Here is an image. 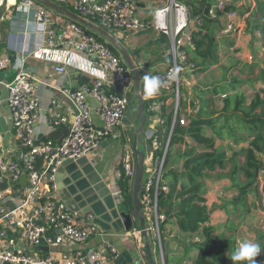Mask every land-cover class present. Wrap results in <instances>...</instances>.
Masks as SVG:
<instances>
[{
  "label": "built area",
  "instance_id": "obj_1",
  "mask_svg": "<svg viewBox=\"0 0 264 264\" xmlns=\"http://www.w3.org/2000/svg\"><path fill=\"white\" fill-rule=\"evenodd\" d=\"M16 1L12 27L21 28L20 31L27 32L29 37L27 25H37L48 47L60 55L64 52L62 48L70 46L72 50L68 54L71 60L68 62L89 71L92 78L69 92L77 109L72 121L63 113L61 104L57 100L52 101L48 109L49 127L68 125L69 131L60 139H48L43 143H38L35 136L41 106L35 76L29 70L21 69L11 80L5 81L9 90L6 102L21 152L18 159L0 155V264H137L122 259L121 251L109 242L68 249L72 244L84 246L100 233V229L93 212H82L70 206L61 193L58 179L59 169L66 160L80 159L100 148L105 138L121 124L128 111L129 93L134 87L132 70L121 55H117L85 25L72 20L67 26L62 25L56 21L52 10L38 0ZM135 2L74 0L73 8L78 15L95 18L102 27L114 33L153 28L170 39L171 61L149 75L159 76L163 81L160 89L175 95L174 123L179 111L181 81L198 68L191 54L195 49L192 29L201 26L203 20L197 17L193 21L186 3L169 0L155 10L151 21H146L139 17ZM236 5L238 0H214L208 10L214 18L218 12L226 16L224 32L228 35L236 34L245 25ZM9 65V57L0 58V72ZM56 69L65 71L64 66H57ZM177 69L176 78L169 80V73ZM218 97L224 98L226 94H219ZM89 98L98 102L96 107L91 105ZM94 113L102 120L100 126L95 122ZM187 121L184 117L180 119L183 125ZM172 133L171 129L162 153L152 155L145 164L140 194L144 215L150 219L148 222L146 219L148 231L157 237L162 264L166 262L161 227L167 215L161 211L159 200L162 193L169 190L165 173ZM135 159L128 155L123 160L117 172L119 177L124 172L134 180ZM24 173L27 180L22 185Z\"/></svg>",
  "mask_w": 264,
  "mask_h": 264
},
{
  "label": "crops",
  "instance_id": "obj_2",
  "mask_svg": "<svg viewBox=\"0 0 264 264\" xmlns=\"http://www.w3.org/2000/svg\"><path fill=\"white\" fill-rule=\"evenodd\" d=\"M168 1L169 0H136L135 3L139 17L143 20L151 21L155 10L167 4ZM180 1L186 3L190 10L189 4L194 0ZM16 2V0H0V11H2V18L0 20V58L5 56L9 57L10 65L5 70L11 72V78L0 82V110L4 116L5 113H7L5 118L7 127H2L0 131V155L12 159L19 158L21 147L16 137L15 129L11 126L12 118L9 113L8 104L6 101L1 100L5 81L11 80L21 69L29 70L35 76L36 90L41 98L40 115L35 124V136L38 143H43L48 139H60L66 134V128L63 127L64 125L56 128L49 127L48 109L52 101L57 100L62 106L63 113L72 121L77 114V109L69 97V92L89 82L90 78H92V74L89 71L82 70L75 64L68 62L71 60L68 54V51L72 50L70 46L62 48V51H64L62 55L58 54L55 50H51L47 45V40L43 32L37 30V25H27L29 37L27 32L20 31L21 28L14 29L12 27V21L14 20L12 14ZM73 2L74 0H66L65 2H60V4L67 8L68 6L73 8ZM53 13L56 21L62 25L67 26L70 23L71 19H69L68 16L55 11ZM190 16L193 21L197 20L196 16H192L191 10ZM217 17H219L220 24L224 27L226 16L218 12ZM241 20L245 21V18H241ZM215 25L218 26L219 23H215ZM244 27L245 25H243L237 33H242ZM237 33L228 35V37H234ZM117 39L121 47L126 50L133 62L140 68L142 83L145 74L149 75L155 70L164 68L167 63H169L170 39L153 28H147L139 32H120L117 35ZM118 50L123 58L121 49ZM191 54L194 59V50ZM80 55L81 57L89 58L88 55ZM57 66H64L65 71H58L56 69ZM185 82H187V84L182 92L183 103L180 113V117H183V115L188 116L186 118L188 121L185 125L191 121L193 115H190V113L193 109L195 112L200 107H204L205 110L213 108L220 110L222 105L218 106V104L215 103V97L218 93L212 92L217 84H207L206 86H200L201 88H198L197 86H192L194 84L188 80ZM209 89L210 92L208 91ZM143 96L145 99L149 126L147 125L144 133V141L146 144L144 146L139 145L138 147L140 149H145L150 144V141V145L154 147L152 155H155L166 147L165 142H167V136L171 131V129L165 126L167 117L162 116V105L165 104L168 107L172 106L166 113H173V93L160 89L152 97ZM89 102L93 107L97 106V101L94 98H89ZM192 103H194L195 107H191ZM128 111L126 113L128 121L125 122L123 118L122 123L105 138L100 148L89 152L78 162L69 163L64 166V173H62V175L58 174L61 176L59 185L61 186L60 190L64 198L70 191L77 192L79 209L82 212L91 209L90 211L97 215L96 223L100 229V233L95 235L84 246L72 244L68 246V249L76 250L79 247H88L104 241L114 244L121 251L122 259L137 264H148V257H145L142 248V245H144L142 241H145V238L143 233L137 230L135 223L130 230H126L121 227L122 223L120 221L115 223V227L111 222L112 206H115V203L118 202L126 203L119 183L120 177L117 172L121 168L123 160L128 155H131V151L128 143H124L122 136L125 135L129 127H133L136 123V119H139L140 122L139 115L134 118L135 112L129 115ZM187 112L189 113L187 114ZM94 118L96 124L100 126L102 124L101 118L96 113H94ZM220 122L221 121L215 125L217 129L220 128V126H217ZM205 132L209 136L215 135L211 126H207ZM185 139L186 142H176L172 144L175 146L173 148L174 150H171L170 155L176 154V156H179V153L186 150L187 146L197 144L188 136H186ZM217 145L223 146L224 144L220 145L217 142ZM151 156L146 159V164L151 159ZM176 167L177 162L168 164V168L166 166V171L177 169ZM181 171L182 169H179V172ZM209 177L210 176H207L204 179L205 197L210 209V221L206 224L215 226L218 231V226L224 224L231 213L230 209L232 205L225 204L222 200L226 196L223 190L229 189L228 187L232 186V182L230 178L223 176V178L220 180L218 179L217 182L210 183ZM165 179L166 182L170 181L169 177H165ZM161 228L163 236L169 245L166 264H194L198 249L194 248L192 244L197 240L199 242L203 240L201 233L189 234L182 232L174 216H167ZM154 254L157 259L156 251H154Z\"/></svg>",
  "mask_w": 264,
  "mask_h": 264
},
{
  "label": "trees",
  "instance_id": "obj_3",
  "mask_svg": "<svg viewBox=\"0 0 264 264\" xmlns=\"http://www.w3.org/2000/svg\"><path fill=\"white\" fill-rule=\"evenodd\" d=\"M213 3L214 0H194L189 4L192 16L203 20L201 26L192 29L195 42L194 60L197 63V69L205 70L210 64L217 62L215 55L217 27L215 23L220 24V19L208 14V10ZM68 8L75 11L70 6ZM251 16H258L259 20L255 21L253 26L248 27L249 31L255 33L258 29L264 36V0L257 2L256 8L251 12ZM89 19L101 25L95 18ZM71 20L85 25L77 20ZM85 26L88 27L87 25ZM193 26L196 25L194 24ZM88 30L93 32L100 40L106 42L117 55H121L115 45L89 27ZM108 31L114 34L112 30ZM169 61H171L170 53ZM183 90L184 87L181 90L176 121L173 123L172 112L166 113L172 106L162 105V116L167 117L165 126L173 131L170 144L186 142V136L192 138L197 144L187 146L186 150L179 153L178 157L184 161V168L181 172L178 169L166 171L165 177L170 178L168 182L169 190L160 196V208L167 216L176 218L179 229L182 232L189 234L201 233L203 240L199 243L195 242L198 254L194 259V264H229L230 258L228 255L231 253L228 252V249H234L233 241L231 239H229V242L224 241L217 235L215 226L206 224L210 221V209L205 197L204 179L208 176V171H225L231 164L227 176L231 179L232 187L239 192L235 199L236 205L238 206L239 203L244 201L247 206L248 196L251 193H254L255 196L256 194L261 196V191L259 190L260 172L264 170V159L261 156L264 155V90L262 94H256L250 103L246 102V98L242 94H235L222 100L220 110L217 108L205 110L204 107H200L187 125H183L180 122ZM208 91L210 92V89ZM217 91V86H215L212 92L215 93ZM174 104L175 102H173V107ZM191 107H195L194 103L191 104ZM222 119H234L248 131V135L238 138L235 137L237 135L235 127H230V132H232L236 142H248L247 146H243L233 156L228 155L226 150L222 149V146L217 145L216 137L224 139L222 134L224 126L217 129L215 125ZM207 126L212 127L213 132H215L214 136L206 134L205 128ZM161 153L162 151L156 153L155 156ZM241 157L243 160H241ZM189 164L190 166L187 168ZM119 183L126 204L133 211L132 179L123 172ZM237 208L235 209L237 210ZM262 238H264V235ZM263 252L264 246L261 247V253ZM261 253L255 258L257 264H264V256ZM239 264H247V262L241 261Z\"/></svg>",
  "mask_w": 264,
  "mask_h": 264
},
{
  "label": "rangeland",
  "instance_id": "obj_4",
  "mask_svg": "<svg viewBox=\"0 0 264 264\" xmlns=\"http://www.w3.org/2000/svg\"><path fill=\"white\" fill-rule=\"evenodd\" d=\"M258 1L259 0L238 1L239 5H236V9L239 13L240 18H245V27L242 33H237V35H235L234 37H228V34L224 32V27L221 24L216 26V37L218 38L217 46L215 48V55L217 62L210 64L209 67L205 70L197 69L194 72H189L186 79H182L181 81V90L182 87L185 88L187 84V82H185L186 80L194 84L192 86H197L198 88H201L200 86H206L207 84H217L216 86L218 89V94L215 97V103L218 104V106L222 105V100L225 98L218 97L219 94L225 93L226 97L235 94H242L246 98L247 103H250L256 94H262V91L264 90V36L258 29L255 33H251L248 29L249 26L251 27L255 24V21L259 20L258 16L250 17L251 12L256 8V4ZM119 33L120 31H116L113 35L117 37ZM128 98V114L131 115L136 112L139 105L138 94L134 87L129 93ZM173 100L176 103L177 100L174 94ZM188 113L189 112H187V114ZM194 113L195 111L193 109L190 115H194ZM183 117L187 118L188 116L183 115ZM139 123V119H136V123L133 125V127H129L125 135L122 136L124 143H128L129 145V149L132 152H130V154L132 155L133 159L136 158L132 150L133 131L138 127ZM217 126H224L222 129L224 139H221L220 137L216 138L218 139L217 142L220 145L224 144L223 146L221 145L222 149L226 150L228 155L233 156L235 152L240 150L243 146L248 145V142H236L235 137L239 138L240 136L248 135V131L242 124L237 123L234 119H222ZM230 127H235V132L237 134L235 135V137L232 135V132H230ZM149 143L151 144L150 141ZM166 144L167 142H165V145ZM171 145L172 144H169L168 146L167 168L168 164H174L177 162L176 168L178 170L183 169L184 161L180 160L181 158L176 156V154L170 155L171 150H174L173 148L175 146ZM261 156L264 159V155ZM241 160H243L242 157ZM230 166L231 164H229L228 169H226L227 171H208V176H210L209 182H217L218 179H222L223 176L229 178L227 176V173L229 172L228 170ZM260 174L259 190L261 191V196H258L257 194L255 196L254 193H251L248 196L247 206L245 205L244 201L239 203L238 206L236 205L235 199L239 195V192L232 186L228 187L229 189L223 190V192L226 193V196L222 201L225 204L227 203L228 205H232V208L230 209L231 213L226 222L218 226L219 230L217 231V235L227 242H229V239H231L233 241L234 249L237 247L238 242L244 239L254 241L261 247L264 246V238H262V236L264 235V170H262ZM235 208H237V210ZM132 213L134 215V210L132 211ZM149 220L150 219L148 218L147 222ZM135 227L141 233L140 225L137 221L135 222ZM161 236L163 240V255L166 262L168 259L169 245L163 236V232ZM150 238L155 249L154 251H156L158 263L162 264L161 250L158 246L157 237L150 232ZM142 242L144 244L142 245V248L145 253V257L147 258L145 241L143 240ZM196 242L199 243L198 240ZM193 244L192 246L194 248H197L195 246V242ZM234 249L229 248L228 252L231 253ZM261 254L264 256V252ZM229 264H233V262L230 260Z\"/></svg>",
  "mask_w": 264,
  "mask_h": 264
},
{
  "label": "water",
  "instance_id": "obj_5",
  "mask_svg": "<svg viewBox=\"0 0 264 264\" xmlns=\"http://www.w3.org/2000/svg\"><path fill=\"white\" fill-rule=\"evenodd\" d=\"M41 4L48 7L49 9L58 12L60 14L66 15L71 19L77 20L79 22H82L83 24L87 25L90 29L94 30L96 33L103 36L108 42L115 45L118 49H121L123 58L126 62V64L130 67L132 70L133 76H134V88L138 94L139 99V105L138 108L134 114V118H136L138 115L140 117V125L133 131V152L137 158L136 163V173L133 180V205H134V215L128 205L124 202H118L115 203V206H112L111 208V222L112 225L115 227V223L117 221H120L122 223L121 227L126 230H130L133 226V224L137 221L140 225L141 231L145 238V248L146 253L148 257L149 264H158V261L154 254V247L150 238V234L147 227L146 217L144 215L143 209H142V203H141V190L144 180V174H145V164L146 159L150 157L154 152V147L152 145H148L145 149H140L138 146H144L146 143L144 141V133L146 131L147 125H148V118L146 115V105H145V99L142 94V74L140 68L133 62L132 58L128 55L126 50L121 47V45L118 42V39L115 35L110 33L107 29L102 27L101 25L92 22L91 20H88L80 15H78L76 12L68 9L64 5L54 1V0H38ZM2 18V11H0V20ZM11 78V72L8 70H4L0 72V82ZM9 90L5 86L3 91V96L1 98L2 101H6L8 96ZM1 106V105H0ZM9 113L10 109H9ZM6 114L5 116L0 110V131L2 130V127H7L6 124ZM124 121H128V117L124 116ZM12 126V124H11ZM64 128H66V134L69 131V126L64 125ZM65 134V135H66ZM81 159V158H80ZM80 159L72 160L68 159L66 160L62 166L59 169V175H62L64 173V166H66L69 163L78 162ZM190 166L187 165V168ZM58 175V179H60L61 176ZM27 180V174L24 173L21 177L22 185L26 183ZM61 187V186H60ZM77 192H68L66 194L65 199L69 201V204L72 208L79 209L80 206L78 204V196ZM89 209L88 211H90ZM97 217V215L95 214ZM45 250H48V247L44 248Z\"/></svg>",
  "mask_w": 264,
  "mask_h": 264
},
{
  "label": "clouds",
  "instance_id": "obj_6",
  "mask_svg": "<svg viewBox=\"0 0 264 264\" xmlns=\"http://www.w3.org/2000/svg\"><path fill=\"white\" fill-rule=\"evenodd\" d=\"M179 69L169 73V80H174ZM163 86V81L159 76L145 74L143 77V94L147 97L154 96ZM261 253V246L251 240H241L237 247L231 252L228 257L233 264H239L241 261H246L247 264H257L255 259Z\"/></svg>",
  "mask_w": 264,
  "mask_h": 264
},
{
  "label": "flooded vegetation",
  "instance_id": "obj_7",
  "mask_svg": "<svg viewBox=\"0 0 264 264\" xmlns=\"http://www.w3.org/2000/svg\"><path fill=\"white\" fill-rule=\"evenodd\" d=\"M96 219V218H95Z\"/></svg>",
  "mask_w": 264,
  "mask_h": 264
}]
</instances>
